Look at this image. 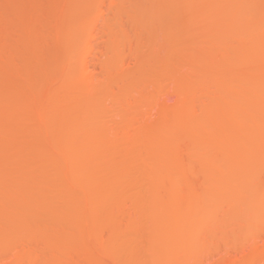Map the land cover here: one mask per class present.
Masks as SVG:
<instances>
[{
    "label": "rangeland",
    "instance_id": "374dc122",
    "mask_svg": "<svg viewBox=\"0 0 264 264\" xmlns=\"http://www.w3.org/2000/svg\"><path fill=\"white\" fill-rule=\"evenodd\" d=\"M0 264H264V0H0Z\"/></svg>",
    "mask_w": 264,
    "mask_h": 264
},
{
    "label": "bare ground",
    "instance_id": "6f19581e",
    "mask_svg": "<svg viewBox=\"0 0 264 264\" xmlns=\"http://www.w3.org/2000/svg\"><path fill=\"white\" fill-rule=\"evenodd\" d=\"M262 28V27H261ZM198 210V209H197ZM195 212H197V211H195Z\"/></svg>",
    "mask_w": 264,
    "mask_h": 264
}]
</instances>
